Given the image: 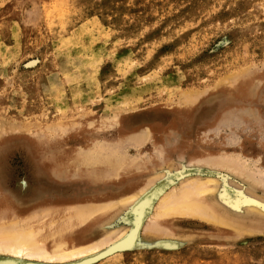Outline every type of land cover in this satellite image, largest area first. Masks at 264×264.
<instances>
[{
	"label": "rangeland",
	"instance_id": "374dc122",
	"mask_svg": "<svg viewBox=\"0 0 264 264\" xmlns=\"http://www.w3.org/2000/svg\"><path fill=\"white\" fill-rule=\"evenodd\" d=\"M97 148L122 157L128 175L89 179L73 158ZM215 156L237 160L236 171ZM196 175L219 180L231 207L250 193L264 200V0H0L1 215ZM242 224L236 238L176 219L161 224L175 246L117 240L63 264H264V216ZM148 227L141 242L161 241ZM15 262L2 264H42Z\"/></svg>",
	"mask_w": 264,
	"mask_h": 264
},
{
	"label": "bare ground",
	"instance_id": "6f19581e",
	"mask_svg": "<svg viewBox=\"0 0 264 264\" xmlns=\"http://www.w3.org/2000/svg\"><path fill=\"white\" fill-rule=\"evenodd\" d=\"M186 95L190 94L188 93ZM189 101H191V98L187 100V103ZM97 149L83 150V153L84 151L86 152L85 155H81L82 152L79 151V153H81L80 156L73 158L76 165L85 168V173L89 179L97 180L111 175L118 176L120 171L123 173L122 175H128L130 171L129 167L131 166L124 162L122 157L121 161H119V159H114L112 156H104L105 153L104 155H102V153L105 152V149L102 150V153L101 150L98 149L101 155L99 153L96 154L94 151L92 152V150L97 151ZM57 157L60 160L68 158L65 154H58ZM219 158H217L218 160L212 159L210 162H213V165L216 167L218 164L221 166L222 163L224 166L225 162L226 170L230 171L233 168L234 171L232 172L234 173L236 171L234 168L238 165L237 160L233 158L234 162H237L234 163L233 160L223 157L224 160L227 159V161H222L221 163ZM192 160H194V158ZM213 160H216L218 164L216 165V162L214 164ZM196 163L199 164L198 162ZM208 163L209 162L205 163L206 166H208ZM232 164L236 166L234 167ZM240 165L238 167L239 171H241L243 164L241 167ZM223 166H221V168H223ZM167 171L169 172L168 169ZM245 171L243 174L247 173L248 177L250 175L252 176V174H250L251 172ZM239 173L240 174H235L241 176L242 172ZM243 176L246 178L245 174ZM160 178L161 177H155L150 180L147 178L148 180L146 179L144 183L134 186L127 185L126 189L121 188V192H117L112 196L107 197L106 195H100L98 198L82 205L74 204L66 206L63 209H38L35 212H29L27 216L21 215L19 217L10 215V213V216L6 217L4 214L1 215L0 213V264L24 259L42 264H63L81 258L92 257L117 240H120L116 243L117 245L121 242L119 246L129 249H132L133 246H141L143 244L149 247L151 245H159L161 247L175 246L176 243L169 242L170 239L167 238L172 235H169L167 229L163 228L161 224L170 223L173 220L181 218H198L199 220L210 222L213 225L227 227L238 233L235 232L237 238L239 233L245 230L243 229V220L260 215L264 216V203H261L264 200L257 202L256 199H254L256 195L254 196L252 194L254 196L253 198L251 193L248 194L237 207H231L224 203L222 201L219 184L217 183L219 180L200 178L197 175L195 178L188 177V179H183V177L180 176L172 180L161 182L160 184L162 185L158 189V184L156 183L161 180ZM178 178L179 180H177ZM250 180L252 184L254 183L253 181H255L254 178L252 179L251 177L249 178V181ZM103 181L104 180H102V182ZM262 182L260 184L259 181L258 184L263 188L264 184ZM255 185H257V182ZM258 200L260 199L258 198ZM120 212L121 214L127 212L125 216L126 219L124 218L127 222L125 221L124 223L125 229L121 232H116V230H112V224L113 220L119 217ZM252 225L255 226L256 223ZM260 225L264 226L263 224ZM147 227L150 228L148 229L149 231H147L148 234L151 230V234L153 235H155L154 233L156 232L157 238L163 236L161 241L141 242L140 232L141 230L145 231ZM252 229L253 228H247V231L251 230L250 233H252L255 232L253 230H258L257 228ZM247 231L246 233H248ZM97 232H100L99 235L96 234ZM234 236L235 235L232 237ZM183 240H185V238ZM112 247L114 246L112 245Z\"/></svg>",
	"mask_w": 264,
	"mask_h": 264
}]
</instances>
